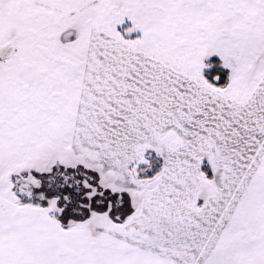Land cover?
Segmentation results:
<instances>
[{"label": "snow or ice", "instance_id": "snow-or-ice-1", "mask_svg": "<svg viewBox=\"0 0 264 264\" xmlns=\"http://www.w3.org/2000/svg\"><path fill=\"white\" fill-rule=\"evenodd\" d=\"M0 264H264V0H0Z\"/></svg>", "mask_w": 264, "mask_h": 264}]
</instances>
